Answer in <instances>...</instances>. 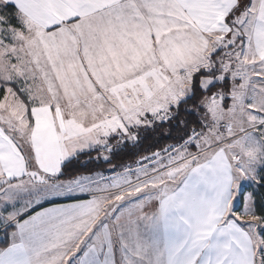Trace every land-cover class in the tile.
<instances>
[{"label":"snow or ice","instance_id":"obj_1","mask_svg":"<svg viewBox=\"0 0 264 264\" xmlns=\"http://www.w3.org/2000/svg\"><path fill=\"white\" fill-rule=\"evenodd\" d=\"M166 2L0 0V120L16 121L21 138L34 134L29 124L53 120L51 131L32 141L35 168L0 163V264H157L159 238L187 234L210 191L218 199L206 230L192 234L194 246L210 252L205 264H264V215L254 211L264 200V56L237 50L245 67L231 79L206 63L190 78L191 91L143 104L149 73L136 75L140 46L156 37L148 26ZM254 3L236 0L227 12L229 34L232 26L238 33L229 47L244 41L250 51ZM205 75L213 78L204 82ZM143 129H159L176 143L113 175L96 170L60 180L72 157L99 148L95 159L109 160L114 147L138 142ZM156 160L160 168L139 170ZM245 180L254 181L255 197L245 196ZM218 182L223 192H216Z\"/></svg>","mask_w":264,"mask_h":264},{"label":"crops","instance_id":"obj_2","mask_svg":"<svg viewBox=\"0 0 264 264\" xmlns=\"http://www.w3.org/2000/svg\"><path fill=\"white\" fill-rule=\"evenodd\" d=\"M235 2L236 0H168L160 5L161 11L154 13L157 19L148 26L149 30L155 31L157 35L140 46V52L143 54L141 60L143 69L136 75L142 76L144 72L149 73L147 87L142 89L141 101L143 104L154 106L155 101L163 94H168V100L171 101L173 95L179 96L181 91L191 89L190 78L205 67L206 63L213 67H219L225 71L226 75L229 74L231 79L234 72H240L245 67L241 63L242 59L237 61L236 58H232L233 53L237 50L244 51L246 55L264 56V4H261V0H255L254 10L248 14L250 23L247 25V33L250 37V51L248 43L244 41L237 42L234 47L228 46L238 33L236 26H232L231 34H229V26L225 23L224 18ZM227 39L231 40L230 43H227ZM241 43H244V49H240ZM216 49L223 51L217 60H214L212 53ZM221 58H223V64L220 63ZM233 64L236 67H233ZM248 68V74L251 75V66ZM44 98H48L47 93L44 94ZM61 102L66 105L65 101ZM3 111L7 112V108ZM29 115L26 113L24 119L27 120ZM53 115L55 122L58 125L61 124L59 112ZM91 122L89 118L85 125H90ZM15 124L16 121L10 125L0 120V163L12 161L16 165H20L27 161L30 169L35 168L37 159L33 152L32 141L41 130L51 131L53 120L46 115L43 120L38 119L35 125L29 124L28 128L34 130V134L29 136L26 133L23 138L19 131L15 130ZM13 140L20 145L23 151L22 157L13 145ZM65 143L69 144L68 141ZM69 147H71L70 144ZM153 166L160 168L161 162L159 160L147 162L139 166V170L151 172ZM263 173L264 169L259 173L261 178ZM110 175L113 174L110 173ZM75 177L60 180L68 181ZM224 187V182H218L216 192H223ZM232 195L234 196L235 192ZM217 199L216 194L210 191L209 199L205 202V208L201 209L199 218L193 216L190 223L185 225V228L188 229L187 234H182L173 240L163 236L159 238L158 243L154 246V260L157 264H169L172 260L191 261L193 259L196 260V264H205L210 257V252L207 248L202 249L194 246L192 234L197 230H206L205 217ZM197 253H199L198 256Z\"/></svg>","mask_w":264,"mask_h":264},{"label":"trees","instance_id":"obj_3","mask_svg":"<svg viewBox=\"0 0 264 264\" xmlns=\"http://www.w3.org/2000/svg\"><path fill=\"white\" fill-rule=\"evenodd\" d=\"M222 51L221 49L219 54L214 56L213 59L217 60ZM203 77H201V80ZM217 87L220 88L221 86L218 85ZM192 106L195 107L196 105ZM173 143H176V141H168L166 138H163L159 133V129H143L141 130L138 142H125L124 144L117 145L113 148L109 160H104L103 158L95 159L99 154L98 151L103 152V149L100 150L99 148L85 151L72 157L65 162V172L62 174L64 177L60 179L72 178L87 171L103 170L105 173H111L114 170L119 171L120 166L135 165L140 158L150 155L156 148ZM113 165H116L115 169L111 168ZM262 180H264V173ZM254 210L256 213L264 215V200L258 198Z\"/></svg>","mask_w":264,"mask_h":264},{"label":"rangeland","instance_id":"obj_4","mask_svg":"<svg viewBox=\"0 0 264 264\" xmlns=\"http://www.w3.org/2000/svg\"><path fill=\"white\" fill-rule=\"evenodd\" d=\"M230 41L231 40H229V39H227V43H230ZM228 45V44H227ZM241 51V50H240ZM232 58H235L233 55H232ZM222 61V64H223V58H221L220 59V62ZM241 63H243V62H241ZM217 67V66H216ZM219 75L222 77V76H225L226 74H225V71H220L219 72ZM226 76H229V74L228 75H226ZM213 77L212 76H210V75H207V76H204L203 78H202V81H204V82H208V81H210L211 79H212ZM187 91H191V89H188ZM148 162V161H147ZM135 165H137V163L135 164ZM132 166H134V165H132ZM105 174H107L108 175V173H105ZM63 181V180H62ZM66 182V181H65ZM256 187V185H255V183H254V181H252V180H245V181H243V183H242V188H243V190L244 191H246V193H245V196L247 197L248 196V194L249 193H251L252 194V196L254 197V191H253V188H255ZM236 194V193H235ZM242 199V198H241ZM243 205V203H241V206Z\"/></svg>","mask_w":264,"mask_h":264},{"label":"built area","instance_id":"obj_5","mask_svg":"<svg viewBox=\"0 0 264 264\" xmlns=\"http://www.w3.org/2000/svg\"><path fill=\"white\" fill-rule=\"evenodd\" d=\"M148 162H152V161H148ZM108 175H110V173H108Z\"/></svg>","mask_w":264,"mask_h":264}]
</instances>
